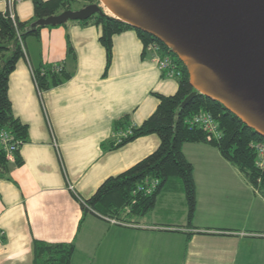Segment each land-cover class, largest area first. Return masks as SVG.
I'll use <instances>...</instances> for the list:
<instances>
[{
  "label": "crops",
  "instance_id": "1",
  "mask_svg": "<svg viewBox=\"0 0 264 264\" xmlns=\"http://www.w3.org/2000/svg\"><path fill=\"white\" fill-rule=\"evenodd\" d=\"M86 1L71 4L79 8ZM8 8V1L0 0V11ZM11 9L19 20H32L31 0H13ZM99 34L92 21L42 26L25 37L24 56L9 73L11 108L27 124L28 136L17 149L22 163L15 165L12 155L7 172L0 175V264H32L34 238L73 241L72 258L80 253L83 264L103 259L120 264L117 258L125 256L113 243L120 242L124 230L138 243L134 259L143 264H264V197L208 142L182 144L195 181L190 225L180 190L177 223L148 220L162 194L172 190L159 193L144 214L128 206H117L112 217L83 211L69 184L87 198L102 180L125 170L159 142L149 133L114 146V120L127 114L131 124H139L157 104L153 92L171 94L177 88V76L159 70L133 28L113 34L105 71ZM57 62L69 77L40 90L32 68ZM175 247L180 252L173 258Z\"/></svg>",
  "mask_w": 264,
  "mask_h": 264
},
{
  "label": "trees",
  "instance_id": "2",
  "mask_svg": "<svg viewBox=\"0 0 264 264\" xmlns=\"http://www.w3.org/2000/svg\"><path fill=\"white\" fill-rule=\"evenodd\" d=\"M31 1L32 20L35 21L63 9H72L71 1L73 0ZM94 1L87 0L81 6ZM77 20L82 23L92 21L99 26L98 40L105 49V71L111 61L112 36L126 28L135 29L144 49L149 42H157L174 58L180 70L176 90L171 94L153 92L157 98V104L139 124H131L127 114L114 120L115 131L127 126L132 129L131 134L113 143L114 146H120L135 137L149 133L156 134L159 142L150 153L125 170L106 177L89 197L83 198L84 203L80 202V205L85 213L91 211L112 217L115 216L112 211L118 208L117 206H128L139 214H144L155 205L156 198L162 191L180 190L186 204V224L190 225L195 210L196 196L193 166L182 151V144L187 141L208 142L215 146L221 156L242 172L247 181L264 197V161L261 164L258 163L259 146L264 148L262 135L243 123L219 101L198 91L190 100L184 102L186 95L194 89L189 83L186 67L168 47L151 34L134 28L129 23L104 12L102 8L100 12ZM31 21H21L15 15L12 18L8 9L0 11V128L10 129L16 137L23 141L28 136V128L27 124L21 122L13 114L7 92L8 76L17 60L24 56L25 37L28 34H37L42 26L56 25L36 24L33 26ZM67 48L69 51L72 49L69 43ZM32 71L40 90L56 85L69 77V73L63 70L54 71L50 65L33 67ZM200 112H209L213 115L219 131L217 136L202 126L190 123V119ZM8 160L6 152L0 148V175L7 172ZM13 163L15 165L22 163L17 150L13 153ZM146 177L158 180L154 190L149 194L135 192L136 185ZM119 200L121 203L117 205L116 201ZM119 219L122 220V218ZM31 249L32 264H70L75 245L73 241L51 242L34 238Z\"/></svg>",
  "mask_w": 264,
  "mask_h": 264
},
{
  "label": "water",
  "instance_id": "3",
  "mask_svg": "<svg viewBox=\"0 0 264 264\" xmlns=\"http://www.w3.org/2000/svg\"><path fill=\"white\" fill-rule=\"evenodd\" d=\"M113 16L161 41L194 88L264 137V0H100ZM97 2L31 23L59 24L100 12Z\"/></svg>",
  "mask_w": 264,
  "mask_h": 264
},
{
  "label": "built area",
  "instance_id": "4",
  "mask_svg": "<svg viewBox=\"0 0 264 264\" xmlns=\"http://www.w3.org/2000/svg\"><path fill=\"white\" fill-rule=\"evenodd\" d=\"M8 1V10L10 16L13 18V12L11 9V4L13 0ZM151 45H146L145 49H148L152 53L155 54V61L157 63V67L159 70L165 75H175L178 76L180 73L179 68L177 67V63L175 62L174 58L166 51L162 49V47L157 42H152ZM50 67L54 71H61L63 68L62 63L57 62L50 65ZM33 73V71H32ZM34 77V75H33ZM190 123L197 124L205 128L208 132L212 133L213 135L217 136L219 131L216 126V122L214 117L209 112H200L195 114L191 119ZM132 129L130 126H127L124 129H119L116 131L115 139L116 142L120 141L123 137L131 134ZM23 140L18 138L14 135V133L5 127L0 128V148H2L5 152L7 157H12L14 151H16L20 144H22ZM55 143V142H54ZM263 147L259 146L260 156L258 158V163L261 164L264 161V151ZM158 180L156 178L146 177L142 181H140L134 191H138L142 194H149L151 193L155 186L157 185ZM69 188L73 192V195L79 200V202L84 203L83 198L73 189L72 185L69 184Z\"/></svg>",
  "mask_w": 264,
  "mask_h": 264
},
{
  "label": "rangeland",
  "instance_id": "5",
  "mask_svg": "<svg viewBox=\"0 0 264 264\" xmlns=\"http://www.w3.org/2000/svg\"><path fill=\"white\" fill-rule=\"evenodd\" d=\"M94 2L99 3V5L102 7V9L108 13L112 14L111 11L100 1V0H95ZM79 4L77 3H72L71 7L77 8ZM153 44L152 42H149L148 45ZM147 45V46H148ZM153 54V58L155 57V54ZM155 59V58H154ZM213 116V115H212ZM180 192L178 190H174L172 193H167L164 192L162 196L159 199V202L156 203L155 207L151 210L150 213L151 217L148 218V220L152 221H158V222H178L177 217L180 213ZM130 209V208H129ZM154 211L155 214H154ZM163 215V216H160ZM164 218L166 221H164ZM169 220V221H168ZM171 224V223H169ZM113 242H116V239H114ZM160 246L164 245L163 243L159 244ZM113 246L117 249L120 247L122 252L124 253V257H121L120 259L117 258L116 262L120 261V264H143L142 261H137L135 260V254H138V243L134 240L132 236L129 234V230H124V235L122 236L120 242L113 243ZM178 247V246H177ZM175 247V249L172 252V256L174 258L175 255H179L180 249ZM124 248V249H123ZM142 251L144 252L143 245H142V250L140 251L141 256L144 257V254L142 255ZM112 254H110L111 258ZM168 256V255H167ZM72 263L71 264H83L84 261L82 259V256L80 253L75 255V257L72 258ZM162 260H159L156 262V264H161ZM89 264H111L108 263V260L103 259L102 261H97V260H91ZM152 264H155V262H152Z\"/></svg>",
  "mask_w": 264,
  "mask_h": 264
}]
</instances>
